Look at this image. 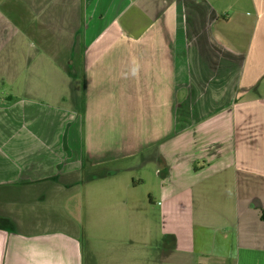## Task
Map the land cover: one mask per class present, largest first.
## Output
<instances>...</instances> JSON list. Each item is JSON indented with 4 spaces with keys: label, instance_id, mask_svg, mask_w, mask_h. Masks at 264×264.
<instances>
[{
    "label": "crops",
    "instance_id": "0c3cea01",
    "mask_svg": "<svg viewBox=\"0 0 264 264\" xmlns=\"http://www.w3.org/2000/svg\"><path fill=\"white\" fill-rule=\"evenodd\" d=\"M0 264H264V0H0Z\"/></svg>",
    "mask_w": 264,
    "mask_h": 264
},
{
    "label": "rangeland",
    "instance_id": "374dc122",
    "mask_svg": "<svg viewBox=\"0 0 264 264\" xmlns=\"http://www.w3.org/2000/svg\"><path fill=\"white\" fill-rule=\"evenodd\" d=\"M148 157L149 153H145L130 160H123L119 164L121 170L117 177H119L120 182L124 179H133L135 182L145 181V183L139 185L135 191H129L132 193V195L134 194V197L136 198L135 200L148 201V193L154 192L152 183L155 177L153 174H151V170L155 166V160L149 159Z\"/></svg>",
    "mask_w": 264,
    "mask_h": 264
}]
</instances>
